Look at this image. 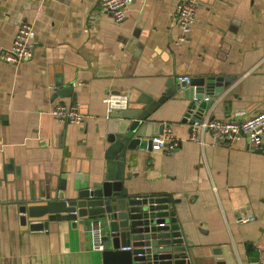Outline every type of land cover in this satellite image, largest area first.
Wrapping results in <instances>:
<instances>
[{
	"label": "crops",
	"instance_id": "crops-1",
	"mask_svg": "<svg viewBox=\"0 0 264 264\" xmlns=\"http://www.w3.org/2000/svg\"><path fill=\"white\" fill-rule=\"evenodd\" d=\"M101 1L0 0V47L13 45L22 21L35 32L29 59L0 62V264H103L89 231L95 228L100 242L97 222L54 221L33 231L29 223L47 217L23 225L22 203L13 198L43 204L33 185L43 175L66 176L68 201L82 175L90 185L101 179L109 93L158 101L170 82L187 76L213 80L187 88L211 98L201 117L241 121L264 110V0H197L183 40L175 0H134L122 23ZM58 104H77L83 124L55 120L50 111ZM191 104L177 89L154 109L150 135L166 124L181 144L172 153L127 150L124 188L131 197L169 199L192 263L194 252L216 262L211 249L218 248L223 264H261L264 144L252 150L244 139L218 143L209 132L203 144L190 141Z\"/></svg>",
	"mask_w": 264,
	"mask_h": 264
},
{
	"label": "water",
	"instance_id": "water-1",
	"mask_svg": "<svg viewBox=\"0 0 264 264\" xmlns=\"http://www.w3.org/2000/svg\"><path fill=\"white\" fill-rule=\"evenodd\" d=\"M212 81L190 79L188 82H178L177 86L170 82L169 91L158 101L148 97L134 99L129 92L127 108H115L106 117L104 132L109 147L105 153L101 179L90 185L86 175H82L81 184L75 186L77 197L67 203L66 176L56 179L52 175H43L41 180L33 183L36 190L41 188V196L45 199L43 204L28 206L29 202H24L20 194L18 198H13L22 203L19 210L23 225H27L28 218L33 220L43 217H47V220L30 222V229H48L50 222L62 220L87 226L97 222L101 230L103 264H223L220 261L222 249L218 248L211 249L216 262L212 259L200 260L195 252L194 263L190 261L189 247L185 244L167 197H131L124 188L127 150H134L137 145L149 149L152 147V135L149 132L153 123L149 117L154 109L177 89H182L192 99L186 117L199 107L200 112L195 117L202 118L201 114L211 105V99L209 102L196 103L194 98L203 100L206 95L203 92L194 95L193 90L187 88L194 84L202 86L206 82L211 86ZM63 91L68 93L70 89ZM1 165L0 180H3ZM7 181L11 183L9 179ZM228 263L231 264L232 260Z\"/></svg>",
	"mask_w": 264,
	"mask_h": 264
},
{
	"label": "built area",
	"instance_id": "built-area-1",
	"mask_svg": "<svg viewBox=\"0 0 264 264\" xmlns=\"http://www.w3.org/2000/svg\"><path fill=\"white\" fill-rule=\"evenodd\" d=\"M175 1L176 12L174 14V22L182 32L183 40L192 31L195 24L198 7L197 0ZM133 2L134 0H102L101 6L103 10L112 13L113 20L116 23H122L126 18L127 7ZM34 39L35 32L33 24L28 21L20 22L17 25L13 45L10 48L0 47V62L18 65L29 59L32 56ZM184 81H190V77L178 78L179 83ZM128 94L129 91L109 93L105 98L108 112H111L115 108H127ZM210 99L209 96H206L203 100L194 98V101L201 103L202 101L209 102ZM194 112L195 110L190 114V118H192L188 137L190 141L203 144L204 134L209 132L218 143L230 144L244 139L252 150H259L264 144V110L241 121L230 119L217 120L210 113L207 115L205 113V116L202 118H196ZM50 114L55 120L60 122H69L78 125L84 122V114L77 104L73 106L58 104L50 111ZM151 143L153 151L172 153L179 148L181 141L174 137L170 126L165 124L160 132L151 138ZM66 202L68 203L69 201ZM244 221H248V219ZM89 231L92 234L94 246L102 250V245L98 241L99 233L97 230L91 227ZM261 264H264V259H262Z\"/></svg>",
	"mask_w": 264,
	"mask_h": 264
}]
</instances>
